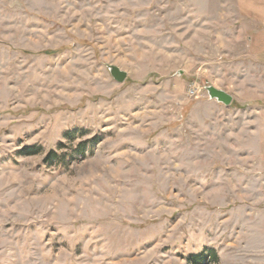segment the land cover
Segmentation results:
<instances>
[{"label":"rangeland","instance_id":"rangeland-1","mask_svg":"<svg viewBox=\"0 0 264 264\" xmlns=\"http://www.w3.org/2000/svg\"><path fill=\"white\" fill-rule=\"evenodd\" d=\"M263 4L0 0V264H264Z\"/></svg>","mask_w":264,"mask_h":264},{"label":"water","instance_id":"water-1","mask_svg":"<svg viewBox=\"0 0 264 264\" xmlns=\"http://www.w3.org/2000/svg\"><path fill=\"white\" fill-rule=\"evenodd\" d=\"M110 70L112 76L120 83L124 82L128 76V73L126 71L121 70L117 66L111 65ZM207 90L210 98L216 99L217 101L222 102L225 105H231L234 100V96L224 89L214 86H208Z\"/></svg>","mask_w":264,"mask_h":264},{"label":"trees","instance_id":"trees-1","mask_svg":"<svg viewBox=\"0 0 264 264\" xmlns=\"http://www.w3.org/2000/svg\"><path fill=\"white\" fill-rule=\"evenodd\" d=\"M67 137L72 139V137H74V133H67ZM85 151H86V143H80L79 147H78V152L82 153V155H85ZM42 152V148L38 147V146H28L23 148V150L21 151V154L24 155H37L40 154ZM47 162L49 163H54L55 161L57 162H64L65 158L64 156H60L56 151H51L46 159ZM210 255L211 258L214 262L218 261V254L215 250H210Z\"/></svg>","mask_w":264,"mask_h":264},{"label":"crops","instance_id":"crops-1","mask_svg":"<svg viewBox=\"0 0 264 264\" xmlns=\"http://www.w3.org/2000/svg\"><path fill=\"white\" fill-rule=\"evenodd\" d=\"M257 20H261L260 23L264 25V4L256 8ZM256 53L259 60V65H262L264 68V28L256 34Z\"/></svg>","mask_w":264,"mask_h":264}]
</instances>
